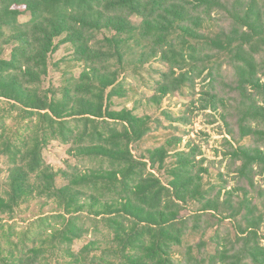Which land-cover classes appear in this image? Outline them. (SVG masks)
Masks as SVG:
<instances>
[{
  "label": "trees",
  "instance_id": "1",
  "mask_svg": "<svg viewBox=\"0 0 264 264\" xmlns=\"http://www.w3.org/2000/svg\"><path fill=\"white\" fill-rule=\"evenodd\" d=\"M199 114L213 155L173 126ZM1 157L0 264H264V0H0ZM37 199L17 241L3 217Z\"/></svg>",
  "mask_w": 264,
  "mask_h": 264
},
{
  "label": "rangeland",
  "instance_id": "2",
  "mask_svg": "<svg viewBox=\"0 0 264 264\" xmlns=\"http://www.w3.org/2000/svg\"><path fill=\"white\" fill-rule=\"evenodd\" d=\"M66 53L67 52L62 49L55 55L54 60H60L66 55ZM60 76L61 74L58 76V79ZM151 93V91L148 92V97L151 95ZM190 100V96H175L164 100V102L159 107L154 106L153 108H151V111L145 112L144 109H140V114L147 113L150 116L153 115L154 117L159 118L162 121L163 125L146 138L143 144V149L141 151H144L145 149L157 143H164V141L168 138L172 131H174V129L170 126V122H168L165 117L161 115V113L166 110L170 111V113H172L173 115H178L180 113V110L183 109L184 103H188L190 102ZM3 106L4 105H2V107ZM128 106L133 107L132 104H129ZM209 119V117L203 114H199L193 117V122L190 126H180L179 124H173V126L182 127V129L186 130L193 139H200L199 142L202 141L204 146L206 147V153L208 155H213V148H218L221 145L223 132L218 124L215 126L208 125ZM7 129L10 135L18 130L23 133L25 124H23L22 126H18V120H16L15 118H9L7 119ZM45 157L47 161L55 167H62L64 159L67 158V154L63 147L52 145L45 152ZM5 162V158L1 157L0 171H3L1 172L2 179H5L6 176L5 171L7 169V166L5 165ZM44 201L45 199L41 201L40 199L32 200L30 203L22 205L19 210L17 209L15 211V214L4 216L3 218L5 222H7L5 229L6 232L10 233L11 230L9 229V226H11L13 227L12 232L15 231V239L17 241H21V239L23 240L24 235L31 230V225L34 221H37L38 217L48 215L56 210V205L52 201L48 205H46ZM80 245L81 244H77L76 248L80 247ZM10 250L11 249H5L6 252H9Z\"/></svg>",
  "mask_w": 264,
  "mask_h": 264
}]
</instances>
